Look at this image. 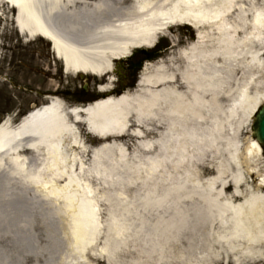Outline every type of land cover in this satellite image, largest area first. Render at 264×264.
Listing matches in <instances>:
<instances>
[{
	"label": "bare ground",
	"instance_id": "bare-ground-1",
	"mask_svg": "<svg viewBox=\"0 0 264 264\" xmlns=\"http://www.w3.org/2000/svg\"><path fill=\"white\" fill-rule=\"evenodd\" d=\"M0 4L14 11L18 33L49 43L68 74H110L113 61L155 44L168 22L195 31L193 43L181 56L185 66L179 84L170 89H145L169 78L160 66L150 73L145 67L133 92L73 108L50 97L19 124L9 118L0 122V170L48 205L50 214H66L62 228L66 249L59 264L85 259L102 231L90 175L106 186L100 194L107 206L100 245L105 264H140L139 259L122 263L117 258L114 263V252L126 238L140 241L145 256L162 259L167 242L177 239L192 220L210 226L214 222L210 218L217 220L224 234L220 236H225L222 244L229 250H235L237 240L264 242V157L257 142L251 138L244 149V166L233 165L238 142L236 129L228 126L224 148L232 167L218 162L217 174L229 177L219 186L223 196L232 189L231 202L225 197L217 200L214 179L203 185L193 179L191 165L204 152H219L216 141L223 137V122L236 121L240 128L244 121L249 127L252 114L264 103V0H0ZM113 80L109 76L99 90L108 91ZM222 100L229 103L225 108ZM149 120L160 131L147 128ZM130 122L157 137L155 153L146 155L141 165H129L122 149L109 146L118 141L116 147H124L127 142L118 138L127 136L139 141L140 145L134 143L139 150H149L147 141H140L145 137L142 132L128 133ZM89 136L109 142L90 150L84 138ZM88 155L89 169L84 171ZM167 165L176 170L174 175ZM244 172L249 179L256 175V181L244 178ZM134 182L141 192L126 199L124 187ZM182 199L190 204L182 206ZM149 213H158L156 219L148 222ZM201 242H206L205 236ZM190 249L187 254L195 248ZM245 249L250 251L249 246ZM207 254L202 251V256ZM0 264L8 261L2 258Z\"/></svg>",
	"mask_w": 264,
	"mask_h": 264
},
{
	"label": "rangeland",
	"instance_id": "rangeland-1",
	"mask_svg": "<svg viewBox=\"0 0 264 264\" xmlns=\"http://www.w3.org/2000/svg\"><path fill=\"white\" fill-rule=\"evenodd\" d=\"M13 15L14 11L10 7L0 4V122L9 118L12 124L18 123L25 114L46 103L50 97L67 108H73L87 105L93 100L103 98L104 95L117 96L124 92H133L137 90V81L140 75L146 72L145 67L148 69V73L158 69L157 66L162 67L169 77L167 79L175 80L170 85H178L185 66L181 56L191 46L195 37V31L191 27L183 24L171 25L168 22L162 26L161 34L158 35L160 38L158 45L146 50L150 56L156 55L155 59L142 60L141 62L140 56L138 57L139 61L134 57L121 59L114 63L118 74L111 73L102 77L79 73L68 74L63 72L62 63L53 56L46 40L42 38L29 39L17 32ZM109 76L114 80L109 83L110 89L104 94L99 91V86L107 85ZM178 89L182 88L178 87ZM221 104L225 108L229 103L222 100ZM236 120L237 122L240 120L239 114ZM146 124L159 129L157 126L155 127L153 121H146ZM228 126L232 127V131L234 128L236 129L235 135L238 142L235 152L236 160L233 165L244 166L243 151L252 138L250 125L248 127L243 121L240 128L239 126L236 128V121L233 120L222 123L220 135L223 137H219L216 141L219 152L214 155L204 152L199 159H194L191 165L194 172L193 179L198 180L202 185L207 180L214 179L213 192L218 194L217 200L225 197L231 202L232 189H228L223 196L221 186H219L229 177L223 179L222 175L217 174L218 162L226 168L232 167L224 148V142L229 138L224 137L229 132ZM133 128L134 126H131V129ZM154 136L153 132H148L145 137L140 139L142 142L143 140L147 141L149 147L147 152L139 150L134 145V143H139L135 137L118 138V140L127 142V150L122 147L117 148L123 150L129 165H133L135 162L141 165L146 155L150 156L156 151L157 137ZM84 138L90 150L102 142L92 136ZM70 159H72V155ZM89 159V155L83 159L84 168L82 169L84 171L89 169ZM166 169H169L173 175L176 172L169 165ZM188 173L192 174L191 171ZM262 174L264 177V171ZM242 175L249 181L257 178L256 175H252L249 179L245 172ZM90 183L95 189L94 195L98 204V217L102 231L85 252L86 258L74 260L72 264H105L100 256V245L105 233L107 206L100 198V194L106 186L91 175ZM0 191H2L0 193V259H5L8 264H59L57 259L66 249L64 243L66 237L62 230L66 226V214H50L48 205L43 204L40 200H35L32 192L15 179L9 180L3 170H0ZM124 192V197L131 199L135 193L140 194L141 188L137 182H134L125 186ZM191 201L194 204L199 203V200L194 198ZM180 204L186 207L190 203L182 199ZM156 214L149 213L148 222L155 220ZM166 215L167 213L162 214L164 217ZM211 220L214 221L211 226L207 223L203 224V222L196 224L192 220L189 228H192L193 231L187 227L183 229L177 239L167 242L165 252L162 253L163 258L160 260L156 254L145 256L141 253V243L136 238H126L124 246L113 255L115 256L113 257L114 263L118 261L127 263L139 259L140 264H264L263 241L258 240L256 244H248L237 240L235 243L238 245H234L235 250H229L222 244L225 236H220L223 233L219 231L220 226L217 220L210 218L208 221ZM195 233L202 234V236H197ZM204 236L206 242L202 244L201 240ZM193 246L195 248L193 252L187 254ZM248 246L250 251L245 249ZM204 250L208 254L202 256ZM60 264L63 262L60 261Z\"/></svg>",
	"mask_w": 264,
	"mask_h": 264
},
{
	"label": "water",
	"instance_id": "water-1",
	"mask_svg": "<svg viewBox=\"0 0 264 264\" xmlns=\"http://www.w3.org/2000/svg\"><path fill=\"white\" fill-rule=\"evenodd\" d=\"M172 81L169 80H163L161 79L156 86H148L149 90H160V89H170L173 87V85H170ZM132 123L130 122V125ZM140 132H142V127L138 124V128ZM130 129L128 130V133H130ZM144 134V132H142ZM251 134L252 138L257 141L259 144L261 150H262V155L264 156V103L258 107L257 111L254 113L252 117V125H251ZM114 140V139H111ZM107 143V142H105ZM120 143L118 141H111V144L109 145L110 148L111 146H115L114 144Z\"/></svg>",
	"mask_w": 264,
	"mask_h": 264
},
{
	"label": "trees",
	"instance_id": "trees-1",
	"mask_svg": "<svg viewBox=\"0 0 264 264\" xmlns=\"http://www.w3.org/2000/svg\"><path fill=\"white\" fill-rule=\"evenodd\" d=\"M140 56V62L142 60H151V59H155L156 58V55H152L150 56V53L149 52H143V51H140V50H137L135 51L133 54H132V57L138 59V57ZM139 61V59H138ZM140 64V63H139Z\"/></svg>",
	"mask_w": 264,
	"mask_h": 264
}]
</instances>
